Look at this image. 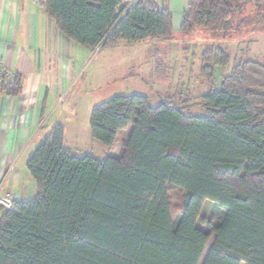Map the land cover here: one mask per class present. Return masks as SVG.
I'll return each instance as SVG.
<instances>
[{
    "label": "trees",
    "instance_id": "obj_1",
    "mask_svg": "<svg viewBox=\"0 0 264 264\" xmlns=\"http://www.w3.org/2000/svg\"><path fill=\"white\" fill-rule=\"evenodd\" d=\"M244 4L189 0L179 30L217 35L233 28ZM43 6L63 34L92 50L174 32L171 9L154 0ZM201 56L208 80L231 60L218 44ZM21 81L4 76L0 89L18 95ZM200 103L203 114L143 93L95 105L90 130L108 148L103 156L76 152L64 124L53 123L27 161L35 195L14 209L0 205V264H199L212 237L202 264H264V62L240 57ZM130 125L121 153L111 154ZM172 189L183 192L176 212Z\"/></svg>",
    "mask_w": 264,
    "mask_h": 264
},
{
    "label": "rangeland",
    "instance_id": "obj_2",
    "mask_svg": "<svg viewBox=\"0 0 264 264\" xmlns=\"http://www.w3.org/2000/svg\"><path fill=\"white\" fill-rule=\"evenodd\" d=\"M244 1L241 12L234 17L233 28L223 29L217 35L196 28L186 34L173 32L169 39H147L115 48L103 47L101 51L77 43L75 76L63 89L62 99L51 111L53 115L47 126L62 122L68 146L78 153L103 156L108 148L91 135V111L95 105L115 95L143 93L149 96L152 104L173 100L185 106L188 113L203 114L201 95L208 91L211 82L218 83L222 73L230 71L234 61L242 57L264 62V0ZM176 5V1L170 0L168 6L172 13ZM238 22L241 23L237 26ZM213 44L225 47L231 60L223 71L217 68L212 81L201 74V55ZM130 129L131 125L120 132L109 151L111 154L121 153ZM182 195L179 189H172L174 212L179 208ZM210 207V201H206L202 216L209 214ZM212 241L213 237L199 264H202Z\"/></svg>",
    "mask_w": 264,
    "mask_h": 264
},
{
    "label": "crops",
    "instance_id": "obj_3",
    "mask_svg": "<svg viewBox=\"0 0 264 264\" xmlns=\"http://www.w3.org/2000/svg\"><path fill=\"white\" fill-rule=\"evenodd\" d=\"M154 1L166 6L170 3ZM173 1L177 2L172 13L175 33L180 31L189 0ZM43 2L0 0V66L19 73L22 80L18 95L0 89V193L10 192L15 201L36 193L27 161L49 130L51 111L76 70L77 43L61 32L45 12ZM131 44L123 41L115 47Z\"/></svg>",
    "mask_w": 264,
    "mask_h": 264
},
{
    "label": "built area",
    "instance_id": "obj_4",
    "mask_svg": "<svg viewBox=\"0 0 264 264\" xmlns=\"http://www.w3.org/2000/svg\"><path fill=\"white\" fill-rule=\"evenodd\" d=\"M136 1H138V0H130L129 1L130 5L134 4ZM124 2H127V0H124ZM127 10H128V8H127ZM4 76L7 77V78H13L15 76V73L9 71L4 66H0V78H2ZM0 189H1V185H0ZM14 201L15 200H14V198L11 195L10 192H6L4 194L0 193V205H2L4 208H6V209H14Z\"/></svg>",
    "mask_w": 264,
    "mask_h": 264
}]
</instances>
